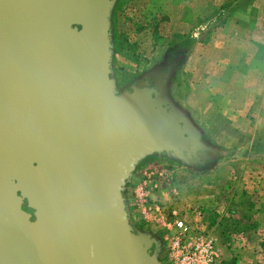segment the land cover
Segmentation results:
<instances>
[{"label":"water","instance_id":"1","mask_svg":"<svg viewBox=\"0 0 264 264\" xmlns=\"http://www.w3.org/2000/svg\"><path fill=\"white\" fill-rule=\"evenodd\" d=\"M115 2L0 0V264H163L127 185L148 156L217 153L172 82L119 87Z\"/></svg>","mask_w":264,"mask_h":264},{"label":"rangeland","instance_id":"2","mask_svg":"<svg viewBox=\"0 0 264 264\" xmlns=\"http://www.w3.org/2000/svg\"><path fill=\"white\" fill-rule=\"evenodd\" d=\"M165 1L116 0L113 4L114 70L121 89L136 83L141 74L152 73L169 50L180 51L184 56L183 64L192 63L194 47L212 36L218 37L220 30L228 28L232 16L239 25L261 27V32L256 35L264 39V0H226L221 4L223 9L216 10L211 16H200L194 26L184 21L190 22L193 18L192 9L188 14L184 13V2L172 3L170 0L165 4ZM194 1L185 8L199 6L203 15L208 13L209 1L220 3L222 0H198L193 5ZM247 11L255 17L251 19ZM249 38H252L251 34ZM226 47L213 44L207 53L213 58L220 53L224 54L222 57L228 56L231 50ZM262 51L264 53V48ZM188 54L190 61H187ZM249 63H264L262 53L258 52ZM261 68L264 70V65ZM180 79L178 77L177 81ZM236 81L244 98L251 100L256 94H264V73ZM180 86L183 93L190 88L189 84ZM255 103L253 114L256 112L257 116L252 119L258 122L256 132L249 130L251 121L248 117L237 123L240 128H235L223 111L210 121L206 118L208 125L204 123V126H211L213 130L204 132L202 137L217 153L205 164L185 163L162 153L142 160L134 173L142 168L137 182L143 184L148 179V184L155 186L154 189L147 186L152 193L150 198L173 205L188 217L193 228L216 239L218 264H264L262 251L257 247L260 244L253 246L250 241L258 233V226L264 225V96ZM242 127L245 129L241 130ZM252 138L256 148H251ZM233 143L238 146H230ZM133 182L131 180L126 188L131 221L162 241L160 260L163 264H172L167 259L169 239L160 226L151 230L154 224L141 212L137 189H131Z\"/></svg>","mask_w":264,"mask_h":264},{"label":"crops","instance_id":"3","mask_svg":"<svg viewBox=\"0 0 264 264\" xmlns=\"http://www.w3.org/2000/svg\"><path fill=\"white\" fill-rule=\"evenodd\" d=\"M168 1L170 0H166L165 4L168 3ZM171 1L172 3H175L179 0ZM190 1L191 0H181V3H185V14L191 12L190 10L192 9V20L188 22L186 19H184V21H186L187 24L190 23L194 26L195 22L200 21V16H211L216 10H219L221 4L226 0H222L220 3L209 1L208 13H204L203 15L201 14L199 6H192L187 9L185 8V5ZM196 1L198 0H195L193 5H195ZM217 4H220V6ZM247 12L249 13L248 16H251V19L255 17L249 11ZM194 15H196V19H194ZM234 17L235 16H232V20L229 21L227 29L224 31L222 30V32L220 30V32L217 34L218 37L212 36L204 43L200 42L194 47L192 63L183 64L182 70L180 69L174 77L172 76L171 78L167 79V81L170 83L172 82L173 96L177 100L178 104L187 109L191 113L193 121L201 126V130L207 133L212 131L213 127L204 126V123L207 124L208 122L206 121V118H208L210 121L213 119L212 117H214V115L218 117V113L222 114V111L225 112V116L227 115V118H230V121L235 124V128H240V125L237 123L248 117L251 121L249 130L254 132L258 130V122L255 123L252 117L256 118L257 116L256 112L253 114L254 109L257 106L255 101L258 100L260 96H264V94H256V96L252 97L251 100L249 97L244 98L239 93V82L236 80L244 78L248 75L257 76L259 73H264V70L261 68L264 63H249V61L258 52L262 53V58L264 61V53L262 51V48H264V39L256 35L261 32V27L247 26L243 24L239 25L237 21L234 22ZM257 22L258 21H256L255 24H257ZM250 34L252 35V38H249ZM245 36L247 37L245 38ZM213 44L219 48H225L227 46L230 48L231 52L228 53V56L225 55L222 57L224 54L220 53L216 58H213L207 53L208 50L212 48ZM187 61H190L189 54L187 55ZM178 77L181 79L177 81ZM182 83L186 85L189 84L190 86L189 89H185L186 92L184 91V93L181 86L179 87V85ZM181 93H183L182 96H180ZM246 99L249 101L246 102ZM190 100L193 101V103H191ZM226 109L227 111H225ZM263 113L264 111H262V115ZM217 122L219 123L220 121L217 120ZM218 123L217 125H219ZM244 129L243 127L241 128V130ZM254 141L255 139L252 138L251 148L254 146ZM230 146H238V144L233 143ZM141 170L142 168L138 169L136 174L133 176L132 180L134 182L131 186L132 190H135L139 185L137 181L139 179ZM156 228L159 229V226H151V230ZM258 229V233L254 234L250 241L253 246L260 244L257 245V247H259V249L262 251V255L264 256V225L258 226Z\"/></svg>","mask_w":264,"mask_h":264},{"label":"built area","instance_id":"4","mask_svg":"<svg viewBox=\"0 0 264 264\" xmlns=\"http://www.w3.org/2000/svg\"><path fill=\"white\" fill-rule=\"evenodd\" d=\"M148 183L150 180L146 179L136 187L138 203L147 220L164 229V236L169 239L168 261L172 264H218L216 239L207 232L193 228L188 217L173 205L150 198L152 193L147 186H152V189L155 186Z\"/></svg>","mask_w":264,"mask_h":264},{"label":"flooded vegetation","instance_id":"5","mask_svg":"<svg viewBox=\"0 0 264 264\" xmlns=\"http://www.w3.org/2000/svg\"><path fill=\"white\" fill-rule=\"evenodd\" d=\"M184 56L180 54V51H167L161 61V64L157 66L153 73H144L139 76L136 83L141 82V80H151L155 79V76L162 77V79L167 80L174 77L176 73L182 68Z\"/></svg>","mask_w":264,"mask_h":264},{"label":"trees","instance_id":"6","mask_svg":"<svg viewBox=\"0 0 264 264\" xmlns=\"http://www.w3.org/2000/svg\"><path fill=\"white\" fill-rule=\"evenodd\" d=\"M223 8H224V7H220V8H219V10H220V9H223ZM256 145H257V144H256V143H254V146H253V148H256Z\"/></svg>","mask_w":264,"mask_h":264}]
</instances>
